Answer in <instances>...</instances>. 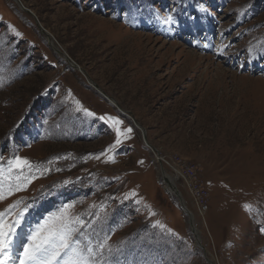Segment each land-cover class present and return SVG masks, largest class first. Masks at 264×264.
<instances>
[{"label": "rangeland", "instance_id": "1", "mask_svg": "<svg viewBox=\"0 0 264 264\" xmlns=\"http://www.w3.org/2000/svg\"><path fill=\"white\" fill-rule=\"evenodd\" d=\"M0 194L4 264H264V0H0Z\"/></svg>", "mask_w": 264, "mask_h": 264}, {"label": "snow or ice", "instance_id": "2", "mask_svg": "<svg viewBox=\"0 0 264 264\" xmlns=\"http://www.w3.org/2000/svg\"><path fill=\"white\" fill-rule=\"evenodd\" d=\"M128 131L131 130L129 129ZM117 143H119V140H117ZM23 163L26 164L27 161H24ZM3 198V195L0 194V199ZM18 223L19 220H13L6 224L3 219V214L0 213V264H4L3 254L10 245V237L13 233L15 225ZM55 241L56 235L50 232L49 236L40 238V243L26 246L23 254L24 258L21 260V264H33L34 261H40L50 256L55 258V256L60 255L61 250L70 248V245L65 243L63 239L60 240L59 247L56 248L54 247ZM71 251L72 255L69 260L66 261V264H85L84 257L80 254L78 249H72ZM89 252H91V249H89Z\"/></svg>", "mask_w": 264, "mask_h": 264}, {"label": "water", "instance_id": "3", "mask_svg": "<svg viewBox=\"0 0 264 264\" xmlns=\"http://www.w3.org/2000/svg\"><path fill=\"white\" fill-rule=\"evenodd\" d=\"M17 1V0H16ZM69 61H71L72 63H73V65H75L76 66V64L72 61V60H69ZM179 194V193H178ZM181 200H183V199H181ZM182 203H183V201H182ZM184 204V203H183ZM184 210H186L189 214H191V211L190 210H188V208L187 207H185V209Z\"/></svg>", "mask_w": 264, "mask_h": 264}, {"label": "bare ground", "instance_id": "4", "mask_svg": "<svg viewBox=\"0 0 264 264\" xmlns=\"http://www.w3.org/2000/svg\"><path fill=\"white\" fill-rule=\"evenodd\" d=\"M101 87V86H100ZM110 96V95H109ZM114 101V100H113ZM117 102V101H116ZM165 177H166V173H165ZM171 184V183H170ZM170 186H172L173 187V185H170ZM174 188V187H173Z\"/></svg>", "mask_w": 264, "mask_h": 264}]
</instances>
